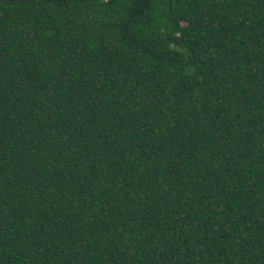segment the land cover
<instances>
[{"label": "trees", "instance_id": "trees-1", "mask_svg": "<svg viewBox=\"0 0 264 264\" xmlns=\"http://www.w3.org/2000/svg\"><path fill=\"white\" fill-rule=\"evenodd\" d=\"M0 264H264V0H0Z\"/></svg>", "mask_w": 264, "mask_h": 264}]
</instances>
